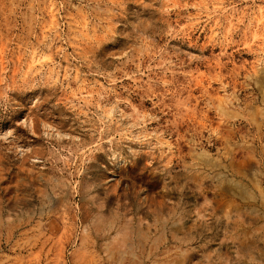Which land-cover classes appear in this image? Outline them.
<instances>
[{
  "label": "rangeland",
  "instance_id": "374dc122",
  "mask_svg": "<svg viewBox=\"0 0 264 264\" xmlns=\"http://www.w3.org/2000/svg\"><path fill=\"white\" fill-rule=\"evenodd\" d=\"M0 264H264V0H0Z\"/></svg>",
  "mask_w": 264,
  "mask_h": 264
}]
</instances>
